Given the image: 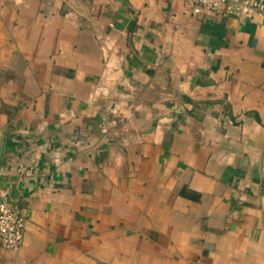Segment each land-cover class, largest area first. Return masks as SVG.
<instances>
[{
	"label": "crops",
	"instance_id": "obj_1",
	"mask_svg": "<svg viewBox=\"0 0 264 264\" xmlns=\"http://www.w3.org/2000/svg\"><path fill=\"white\" fill-rule=\"evenodd\" d=\"M97 36L117 70L95 98ZM0 142L24 215L0 264H264L259 14L0 0Z\"/></svg>",
	"mask_w": 264,
	"mask_h": 264
},
{
	"label": "built area",
	"instance_id": "obj_2",
	"mask_svg": "<svg viewBox=\"0 0 264 264\" xmlns=\"http://www.w3.org/2000/svg\"><path fill=\"white\" fill-rule=\"evenodd\" d=\"M186 9L192 14L222 13L224 15L240 16L248 20L253 14H259L264 20V0H181ZM103 56V69L101 72V83L93 89V96H108L110 87L116 77L112 74L117 68L112 63V45L107 37L97 36ZM116 100L112 108H107L111 113H116L120 106ZM164 119L159 118L155 125L156 129L161 128ZM102 133L107 132L104 126ZM24 215L21 209L5 199V192L0 190V244L4 248L18 249L23 241Z\"/></svg>",
	"mask_w": 264,
	"mask_h": 264
},
{
	"label": "water",
	"instance_id": "obj_3",
	"mask_svg": "<svg viewBox=\"0 0 264 264\" xmlns=\"http://www.w3.org/2000/svg\"><path fill=\"white\" fill-rule=\"evenodd\" d=\"M0 154H1V142H0Z\"/></svg>",
	"mask_w": 264,
	"mask_h": 264
}]
</instances>
